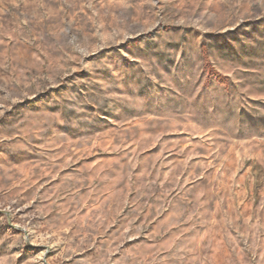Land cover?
<instances>
[{
    "label": "rangeland",
    "instance_id": "374dc122",
    "mask_svg": "<svg viewBox=\"0 0 264 264\" xmlns=\"http://www.w3.org/2000/svg\"><path fill=\"white\" fill-rule=\"evenodd\" d=\"M0 264H264V0H0Z\"/></svg>",
    "mask_w": 264,
    "mask_h": 264
}]
</instances>
